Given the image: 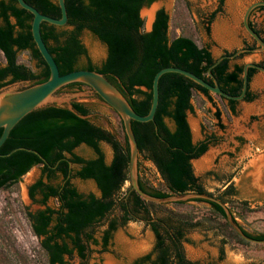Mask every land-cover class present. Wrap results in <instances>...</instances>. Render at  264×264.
Returning <instances> with one entry per match:
<instances>
[{"label": "trees", "instance_id": "obj_1", "mask_svg": "<svg viewBox=\"0 0 264 264\" xmlns=\"http://www.w3.org/2000/svg\"><path fill=\"white\" fill-rule=\"evenodd\" d=\"M24 1L43 14L60 15L56 0ZM153 1L64 0L66 23L56 26L41 21L39 25L40 36L58 72L80 69L77 60L83 56L86 59L83 69L100 73L140 115L148 111L151 79L162 67H179L212 83L207 69L214 57L208 46L197 44L189 35H170L168 14L162 7L155 10L151 28L148 31L142 29L139 9ZM221 3L222 0H217L215 9L206 16V30ZM31 17V13L19 7L16 0H0V86L18 80L37 83L48 76L47 66L31 38ZM248 23L264 41V36ZM83 29L105 45V57L99 65L89 61L78 38ZM24 50L36 61L37 71L17 62V52ZM234 51H224L221 55ZM231 58L223 57L209 70L222 91L236 95L241 90L243 63L230 64ZM255 70L247 68V88L242 100L249 101L254 97L248 90V82ZM76 85L84 84L71 82L64 86ZM157 91L153 118L145 122L131 120L130 127L137 145V156L141 155L154 165L164 181V190L147 187L139 174L138 188L155 197L187 191L207 193L224 204L228 203L230 197L236 196L232 183L227 182L213 194L202 187L190 165V160L203 153L214 138L206 135L201 141L192 143L185 111L191 110L190 99L194 92L207 96L209 91L177 72L162 73L158 77ZM226 101L232 111L236 100ZM71 107L74 112L55 104L31 110L14 124L0 145V189L15 184L32 166H39V175L28 185L27 195L42 207L33 212L25 210L24 216L31 232L38 238L48 264H65L63 257L72 255L79 259L78 264H86L84 260L89 246H100L105 250L112 232L129 220L143 221L152 232L153 242L146 252L126 264H216L223 258L222 244L218 246L214 261L190 259L184 254L183 242H188L186 233L204 225L206 229L219 228L220 231L224 227L228 231L222 236L226 234L238 243L247 242L228 224L222 208L212 201L190 198L171 202L174 205L187 201L206 202L209 213L197 214L140 198L129 184L126 141L121 145L111 133L87 118L85 115L89 110L83 103L71 101ZM213 115L218 121V110ZM165 119L172 122L171 128ZM101 142L110 146L108 161L104 159ZM79 145L90 148L93 156L83 158L77 155L73 150ZM71 177L91 179L98 194L78 192L70 182ZM57 179L59 182H51ZM126 181L128 184L121 193ZM49 198L55 200L54 207L47 204ZM227 208L237 223L228 204ZM157 211H161L160 214ZM103 223L105 226L97 237V227ZM238 225L248 237L264 240V231L248 233ZM220 241L224 243V239Z\"/></svg>", "mask_w": 264, "mask_h": 264}, {"label": "rangeland", "instance_id": "obj_2", "mask_svg": "<svg viewBox=\"0 0 264 264\" xmlns=\"http://www.w3.org/2000/svg\"><path fill=\"white\" fill-rule=\"evenodd\" d=\"M252 1L254 0H222L207 30L204 21L208 13L217 6V0H154L149 5L142 6L139 14L143 21L142 29L145 31L148 24L146 12L149 11L151 14L162 7L168 14L170 35H189L197 44L207 45L211 55L217 57L224 51L257 46L241 25L242 12ZM248 21L264 36V7H254L250 11ZM78 38L85 48L89 61L99 65L105 57V45L85 29L80 31ZM16 59L32 71H37L36 61L30 57L28 51H18ZM84 61L86 59L81 56L77 64L80 65ZM229 62L230 64L254 62L263 65L264 49L243 51L232 57ZM30 83L15 81L10 86L21 88ZM248 90L254 95L253 99L236 100L232 111L225 98L212 92H208L207 96L194 92L190 99L191 110L185 111V118L192 141L202 139L206 135L214 138L203 153L190 160L193 174L202 187L213 194H216L224 184L231 182L236 196L230 197L225 205L230 206L237 223L245 231L255 233L264 231L263 71L256 69L251 74ZM55 95L62 97L63 100L83 103L89 110L87 118L111 133L121 145L125 144L118 114L87 85L64 86L59 88ZM63 104L64 101L60 103ZM215 110L219 112L218 121L213 115ZM165 122L169 128L172 127L169 119H165ZM100 147L104 159L108 161L111 157L110 146L101 142ZM73 151L83 158L93 156L91 149L85 145H79ZM137 174L147 187L164 190V181L154 165L141 155L137 156ZM38 175L39 166H32L15 184L0 189V264H48L38 244V238L31 232L24 216L25 210L33 212L42 207L27 195L28 185ZM51 182H59V179ZM70 182L82 194L88 192L98 194L91 179L71 177ZM127 184L126 181L121 193ZM47 204L54 207L55 200L49 198ZM165 206L178 211H194L197 214L209 213L210 209L206 202L198 201H187L182 205L166 202ZM160 212L157 211L158 214ZM104 226L105 223L97 227V237ZM222 229V231L219 228L206 229L204 225L190 230L186 233L188 242H183L184 254L190 259L214 261L218 254V246L222 244L223 258L216 264H264V241L238 243L226 234L222 236V233L228 231L224 227ZM221 239H224V243L220 241ZM152 242V232L143 221L129 220L112 232L105 250L100 246L90 245L84 262L126 264L146 252ZM63 259L65 264L79 263L75 255L64 256Z\"/></svg>", "mask_w": 264, "mask_h": 264}, {"label": "water", "instance_id": "obj_3", "mask_svg": "<svg viewBox=\"0 0 264 264\" xmlns=\"http://www.w3.org/2000/svg\"><path fill=\"white\" fill-rule=\"evenodd\" d=\"M17 5L29 13H31L30 21V34L34 42V45L45 62L48 69V76L44 81L37 83H30L21 88H14L10 86L12 83H7L0 86V145L6 139L8 132L25 114L33 109L43 107L49 104L60 105L64 101L66 109L74 112L71 107V101L62 97L56 96V91L62 86L71 82H80L87 85L91 91H93L104 103L111 107L119 116L121 125L125 137V141L128 147V177L130 188L134 190L140 198L151 201L154 203H166L178 200H186L190 198H201L207 201H212L219 205L225 215V219L232 229L243 239L253 242H261L264 240H255L245 235L239 225L233 221L231 213L226 205L207 193L187 191L183 193H175L164 197H155L148 193L141 191L137 185V145L130 127V121L145 122L153 118V113L157 104V81L158 77L164 72H177L200 86L206 88L209 92L215 93L222 96L225 99L231 100H242L243 95L247 88V68L253 67L257 70L264 72V67L254 62H244L241 71V90L236 95L228 94L222 91L216 80L213 78L209 68L215 65L223 57L231 58L232 56L243 52L264 49V41L260 36L250 27L248 23V16L250 11L257 6H264V0H254L246 5L241 16V25L244 31L250 36V38L257 44L254 48H239L231 54H224L214 57L213 63L207 69V75L212 78V83L207 82L201 77L187 71L185 69L166 66L158 69L152 76L151 79V99L148 111L144 115L137 114L130 107L124 96L120 91L112 85L107 79H105L100 73L94 70L88 69H74L65 73L60 74L58 72L57 65L52 58V55L48 52L46 45L44 44L39 31V25L41 21L47 23L62 26L66 23V11L64 6V0H56V4L59 8V17H52L39 12L35 7L26 3L24 0H16ZM145 6V5H144ZM140 10V9H139ZM140 13V12H139ZM155 11L149 16L146 14L147 25L146 30L151 28V23L154 17ZM140 16V14H139ZM18 81H29V80H18ZM87 117V115H85Z\"/></svg>", "mask_w": 264, "mask_h": 264}, {"label": "flooded vegetation", "instance_id": "obj_4", "mask_svg": "<svg viewBox=\"0 0 264 264\" xmlns=\"http://www.w3.org/2000/svg\"><path fill=\"white\" fill-rule=\"evenodd\" d=\"M85 30H86V29H85ZM86 31H88V30H86ZM88 32H89V31H88ZM89 33H90V32H89ZM90 34H91V33H90ZM92 35H93V34H92ZM257 64H259V63H257ZM263 65H264V64H263ZM77 66H78L79 68H84V67H86V61H84V62L81 63L80 65L77 64ZM39 67H40V66H39ZM203 138H204V137H203ZM203 138H202V139H203ZM202 139H199V140H196V141H192V140H191V142H192V143H194V142L196 143V142L201 141Z\"/></svg>", "mask_w": 264, "mask_h": 264}, {"label": "bare ground", "instance_id": "obj_5", "mask_svg": "<svg viewBox=\"0 0 264 264\" xmlns=\"http://www.w3.org/2000/svg\"><path fill=\"white\" fill-rule=\"evenodd\" d=\"M146 13H147V15H149V14H150V12H149V11H147Z\"/></svg>", "mask_w": 264, "mask_h": 264}]
</instances>
